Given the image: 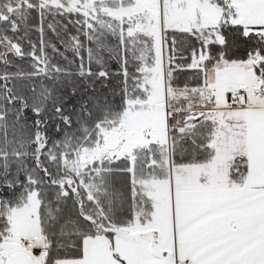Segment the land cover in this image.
<instances>
[{"label":"snow or ice","instance_id":"6c2138e0","mask_svg":"<svg viewBox=\"0 0 264 264\" xmlns=\"http://www.w3.org/2000/svg\"><path fill=\"white\" fill-rule=\"evenodd\" d=\"M0 264H264V0H0Z\"/></svg>","mask_w":264,"mask_h":264}]
</instances>
